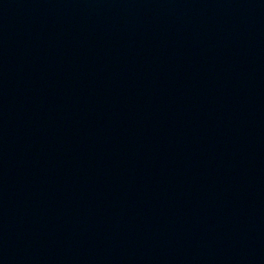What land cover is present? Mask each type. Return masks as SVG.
Listing matches in <instances>:
<instances>
[{"label": "water", "instance_id": "95a60500", "mask_svg": "<svg viewBox=\"0 0 264 264\" xmlns=\"http://www.w3.org/2000/svg\"><path fill=\"white\" fill-rule=\"evenodd\" d=\"M0 264H264V0H0Z\"/></svg>", "mask_w": 264, "mask_h": 264}]
</instances>
